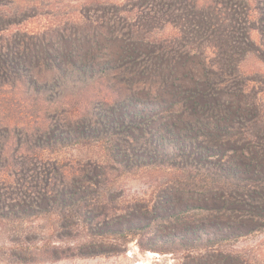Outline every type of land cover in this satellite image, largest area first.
Instances as JSON below:
<instances>
[{
	"label": "rangeland",
	"instance_id": "374dc122",
	"mask_svg": "<svg viewBox=\"0 0 264 264\" xmlns=\"http://www.w3.org/2000/svg\"><path fill=\"white\" fill-rule=\"evenodd\" d=\"M225 1L240 16L242 50L234 58L241 82L218 97L227 111L220 127L229 137L254 135L264 123V22L255 20L264 0ZM151 5L145 14L144 0H0V12L13 7V23L0 35L13 37L27 75L56 65L95 74L0 91L13 165L31 166L50 189L62 188L52 182L61 171L67 186L56 194L20 190L0 161V264H264V205L251 212L238 202L251 191L264 202V164L244 136L218 152L203 147L198 127L183 128L178 109L194 116L203 104L213 52L209 42L193 48L184 38L182 55L162 57L158 45L177 38L178 27ZM153 64L161 80L149 89L154 83L138 69ZM125 86L132 98L119 112L99 108L120 101L117 89ZM103 112L105 128L93 120L84 135L74 126Z\"/></svg>",
	"mask_w": 264,
	"mask_h": 264
},
{
	"label": "trees",
	"instance_id": "16d2710c",
	"mask_svg": "<svg viewBox=\"0 0 264 264\" xmlns=\"http://www.w3.org/2000/svg\"><path fill=\"white\" fill-rule=\"evenodd\" d=\"M4 1H11L13 3V0ZM144 1L146 9L145 14L154 12L152 5L150 7L148 6L149 4H152V2H155V4L161 5L163 9L161 20H164L166 23L177 24L178 27L176 28L178 29L177 38H170V41L164 40L159 44L160 46L158 45L160 49L159 53L162 57L165 56L166 58L169 57L174 59L176 56L182 55L184 52H181L179 48L180 43L181 41H184V38L191 41V45H194L193 48L203 49L207 46L205 44L209 42L208 48L213 52L214 63L207 66L205 69L206 88L203 92L199 93L201 100H203V104H198L199 106L198 109H195L194 116L187 112L183 105L178 109L179 120L182 122L183 128L193 129L194 127H198L199 129L197 131L200 133L196 136H198L197 138L201 140L203 147H206L207 150H210L209 148H214L213 150L216 151L221 150L222 147L232 142V140L244 136L241 140L249 146V150L255 157V161L264 164V123H260V126L258 127L259 131L254 135H248L246 131H241V133L231 134V137H229L230 134L224 133L220 127V123L226 117L227 111L224 105L219 102V95L223 93H231L237 88H240L238 85L241 81L237 77V71L235 68L236 61L234 58V53H239L242 50L238 44L240 41L238 37L242 35V32L240 31L242 29L240 26V16H233V8L228 6V3L225 0ZM260 5H258L259 11L255 16V20L264 22V10H260ZM216 19L219 23L215 22ZM220 22L225 24L227 29L226 33H218L216 31V28L220 27ZM6 23H13V7L11 10L9 9L6 14L0 12V32L4 31ZM130 32V29H128L127 33ZM258 34L262 37L264 42V30L259 31ZM0 38L3 39L4 37L0 35ZM212 38H214V40H212ZM1 41L3 43L2 46H0V91L2 89L13 90V87L17 83H30L32 87H36L35 84L38 82H45L47 84L59 83L61 85L63 82L66 83L71 79L76 80L85 78L92 80L95 75L92 71L84 68H77L75 65H71L70 67L56 65V67L48 72L41 73L37 71L35 75H27L25 72L29 73V71L23 66V64H21L20 51L18 52L16 50L13 43V37L6 36V38ZM26 45L27 44L24 45L23 51L21 52L23 55L27 51L26 49H28V46ZM38 58L40 59V62L43 61L42 57ZM39 65L45 66L44 63ZM136 70L137 69H135V72H137ZM138 70H141L138 71L140 72L139 74L147 75L150 78V83H154L153 85L149 84V89H151L156 82L159 83L161 80L160 71L156 64H153L152 66H140V69ZM123 72L124 70L122 69L116 70L117 75H121ZM117 90L118 93H116V95H119L122 99L119 101L118 98H115L109 102L105 101V103L99 106L101 110H109L111 113H117L121 110L123 104L132 98L127 86ZM191 99L192 98H189V100ZM210 99L213 102H210ZM198 111L203 115L197 116L196 114L199 113ZM106 116L107 115H105L104 112L98 117H96L95 114L94 116L90 115V117H87L86 115L87 119H83L85 116H82L77 118L73 123L76 128H79L78 130H80L82 134L86 135V133L89 134V132H92L90 128L93 125V120H96L95 125L98 124L99 128H105L103 124L105 123ZM109 116L110 115L107 116V119H109ZM209 116L212 117L210 119L215 120V122L208 120L207 118ZM84 120H88V124L86 122L83 124L82 121ZM197 140L198 139H196V141ZM0 161H2L3 166L9 170L7 176H10L18 186H22V188H19L20 190L35 191L37 193L49 191L50 188L47 187L49 186V183L47 182H49L50 179L46 181L45 178H41L39 174L33 171L31 166L26 165L24 162L13 165V132L10 131L2 118H0ZM52 177V182H54L55 185H57V182L62 184V188H58L56 186L54 187V184L51 182L52 187L50 190L54 194L66 190L67 186L64 184L61 171L55 170L52 172ZM261 188L264 189V186H261ZM27 196L29 197V195ZM262 197V192L255 193L254 191H251L243 193L238 197V202L239 204H242L243 207L252 208L251 212L256 210L258 212V210L262 209L261 207L264 205V202L262 203L260 199ZM231 198L237 199L236 197ZM251 200L254 203H248ZM256 215L257 214L252 213V216Z\"/></svg>",
	"mask_w": 264,
	"mask_h": 264
}]
</instances>
